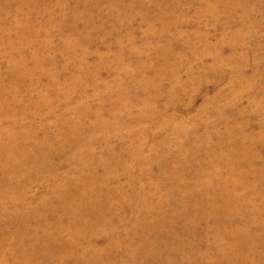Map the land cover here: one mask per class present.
<instances>
[{
  "label": "rangeland",
  "instance_id": "1",
  "mask_svg": "<svg viewBox=\"0 0 264 264\" xmlns=\"http://www.w3.org/2000/svg\"><path fill=\"white\" fill-rule=\"evenodd\" d=\"M61 1L0 0V88L19 90L18 99L28 111L35 112L34 105L40 102L39 110L44 115L36 119L37 127L46 125L50 135L56 127V119L48 114L49 108L45 104L41 106L43 100L53 103L57 118H62L68 107L87 103L91 109L84 120L91 129L96 124L92 114L95 110L104 112L101 123L113 124L94 135L105 138L115 134L117 137L111 146H115L123 165L130 166L137 175L141 168L145 174L151 173L157 184L169 186L171 181L161 176V172L171 170H167V162L152 159L147 163L155 157L151 148L167 140L172 144L170 150L175 151L176 144L183 143L181 154L190 164L182 173L186 185L192 188L196 185L192 176H197L205 150L214 146L202 141L205 135L216 136L230 127H240L239 123H246L241 139L247 140L252 151L261 155L259 165L264 166V144L258 138L264 125V0H228L227 4H240L233 10L222 4L224 0H99L98 3L91 0L87 9L92 11V21L81 15L75 23L69 9L60 10ZM97 12L100 13L97 15ZM168 25L170 35L165 36L164 27ZM242 34V41L233 45L236 36ZM173 40L174 44L170 45ZM37 54L51 58L42 63L45 74L35 69L33 56ZM216 61L220 69L204 76L203 66L211 67ZM250 83H257L258 90L251 88L243 95L245 84ZM135 87L139 90L134 101L127 94L134 92ZM236 98H240L239 106H233ZM148 103L160 117L144 106ZM256 108L258 115L253 114ZM242 110L250 113L242 116ZM115 112L118 114L116 124L114 116L111 117ZM30 121L24 119L23 125H30ZM11 126L8 121L4 123L6 128ZM140 143H144L145 148L139 158L134 152ZM196 145L199 149L194 147ZM191 148L194 151L189 153ZM96 150V155L100 156L98 145ZM136 159L142 161L141 164ZM117 167L119 179L114 185L121 184L126 190L129 185L123 167L120 164ZM65 171L62 168L60 174ZM99 174L104 175L102 171ZM57 179L58 176H52L32 183L29 199L49 200L50 185ZM148 182L149 179H144L141 184ZM152 194L163 198L165 192L155 190ZM191 195L189 189L185 197L190 199ZM112 199L119 200V195L115 193ZM7 208L0 201V210ZM33 208L27 205L24 211L28 213ZM123 219L128 227H119L118 233L126 239L125 246L133 242L135 249L134 221L127 214ZM174 219L180 226L181 213ZM244 223L245 219L239 218L236 226ZM32 225L36 227L37 221H32ZM207 226L213 227L211 219ZM13 233L1 244L0 264L5 259L2 251L18 249ZM181 233L179 238L171 239L184 245L179 264H193V261L198 264L200 259L192 252L197 242L188 237L187 231ZM105 240H100L96 247H105ZM225 249L230 250V247ZM245 252L241 255L243 262L245 258L250 259ZM241 259L225 264H241ZM120 260L116 255L115 264H120ZM249 264H252L251 259ZM257 264H264V252L257 258Z\"/></svg>",
  "mask_w": 264,
  "mask_h": 264
},
{
  "label": "bare ground",
  "instance_id": "2",
  "mask_svg": "<svg viewBox=\"0 0 264 264\" xmlns=\"http://www.w3.org/2000/svg\"><path fill=\"white\" fill-rule=\"evenodd\" d=\"M90 2L62 0L58 6L60 10L69 9L73 23L81 15L92 21V11L88 10ZM227 2L224 0L222 4L228 6V10L240 5ZM212 14L215 13L212 11ZM170 30L169 25L164 27V35H170ZM241 36L244 37V34L236 36L233 45L242 41ZM33 59L35 69L40 73H44L42 63L51 60L49 56L39 54ZM219 69L217 61L211 67L204 65V76L208 77ZM257 85L245 84L241 93L247 94ZM1 88L0 201L8 208L0 210V251L1 244L14 231L18 248L15 252L2 251L5 255L2 264H41V260L42 264H115L116 255L121 258L120 264H179V254L184 245L171 242V239L173 236L179 238L182 230L197 242L192 252L199 257L198 264L234 263L233 260L241 259L242 251L249 254L252 264H257V258L264 252V166L259 165L261 155L252 151L247 140L241 139L242 128L245 130L248 124L239 123L240 127H230L216 136L205 135L202 141L214 146L205 150L197 176H192L196 179L192 188L186 185L183 174L185 166L190 164L187 157L181 154L184 144H176L175 151L170 150L172 144L167 140L161 146L152 147L155 157L147 163L152 159L167 162V170L171 172H161V176L171 181L168 186L155 183V176L145 174L142 168L137 175L130 166L123 165L120 155L115 153V146H111L117 137L115 134L105 138L94 135L99 134L102 128L113 125L109 121L101 123L103 110L93 111L95 132H90L93 129L84 120L91 109L89 104L68 107L63 111L62 118H57L56 107L45 98L41 106L45 104L49 108V116L56 119L54 134L50 135L46 125L36 126V119L44 115L39 110L40 102L34 105L35 112L28 111L23 101L18 99L19 90ZM138 90L135 87L134 92L127 94L128 98L134 100ZM239 99H234L233 106H239ZM144 106L148 110L152 108L150 103ZM152 111L160 117L159 112ZM258 111L256 108L253 114L258 115ZM247 113L250 112L242 110L241 115ZM70 114H73L72 117ZM113 116L116 124L118 114L111 113ZM24 119H30L31 124L23 125ZM6 121L12 126L4 127ZM258 138L264 144V125ZM213 140L215 143H212ZM97 145L101 150L100 156L96 155ZM194 147L198 148L197 145ZM144 148L145 144L140 143L134 155L139 157ZM188 151L191 153L194 148ZM136 160L141 164L142 161ZM118 164L123 167L129 185L127 191L121 184L114 185L119 179ZM62 168L66 171L60 174ZM100 171L104 175H100ZM52 176H58V179L50 185L51 198L31 201L28 194L32 183L48 180ZM144 179L150 182L143 186L141 182ZM189 189L192 195L187 199L185 193ZM155 190H163L164 197L154 196L152 192ZM115 193L119 195V200L112 199ZM54 204L56 206L52 209ZM27 205L34 208L25 213ZM180 213L182 222L179 226L173 220ZM126 214L134 221L135 249L133 242L125 246L126 239L118 233L119 227H128L123 222ZM239 218L245 219L241 227L236 226ZM208 219L213 221L212 228L207 226ZM32 221L38 223L34 228ZM102 239H106L105 247H96ZM227 246L230 250L225 249ZM124 248L127 250L124 251ZM250 259L245 258L244 262L241 259V264H249Z\"/></svg>",
  "mask_w": 264,
  "mask_h": 264
}]
</instances>
